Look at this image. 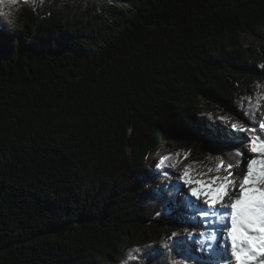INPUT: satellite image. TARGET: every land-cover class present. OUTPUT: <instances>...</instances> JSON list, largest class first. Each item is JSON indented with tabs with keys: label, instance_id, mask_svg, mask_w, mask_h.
<instances>
[{
	"label": "trees",
	"instance_id": "1",
	"mask_svg": "<svg viewBox=\"0 0 264 264\" xmlns=\"http://www.w3.org/2000/svg\"><path fill=\"white\" fill-rule=\"evenodd\" d=\"M12 2L0 15V264H147L150 245L152 264H204L171 168L143 172L145 158L166 142V165L185 154L194 173L240 159L213 125L256 123L264 0ZM249 33L258 45L242 43Z\"/></svg>",
	"mask_w": 264,
	"mask_h": 264
},
{
	"label": "snow or ice",
	"instance_id": "2",
	"mask_svg": "<svg viewBox=\"0 0 264 264\" xmlns=\"http://www.w3.org/2000/svg\"><path fill=\"white\" fill-rule=\"evenodd\" d=\"M252 99V96L247 97V103L249 109L255 112L260 105L257 102L253 108ZM244 115L248 113L245 112ZM245 124H251V127H246ZM209 129L212 130L211 125ZM249 131H264V121L258 126L254 121L231 124L230 134L235 133L232 135V140L236 142L235 155L240 159L236 163L220 159L216 171L226 174H193L191 165H185L179 174L180 183L175 187L177 194L181 196V206L189 213V222L197 226L203 223L212 230L210 233L202 232L195 239V243L201 246L200 250L207 249L209 253V259L204 264H230L233 260L235 264H256L258 257L260 264H264V135H239ZM245 144L248 152L240 150ZM169 159L170 154L161 157L157 167H173L174 165H166L165 162ZM241 165V171H234ZM178 235L173 232L169 239ZM186 239H192V234ZM148 247L151 251H146L143 258L147 264H152L159 253L151 245ZM133 251L139 253L142 250L136 248ZM172 264H180V261L173 260Z\"/></svg>",
	"mask_w": 264,
	"mask_h": 264
},
{
	"label": "rangeland",
	"instance_id": "3",
	"mask_svg": "<svg viewBox=\"0 0 264 264\" xmlns=\"http://www.w3.org/2000/svg\"><path fill=\"white\" fill-rule=\"evenodd\" d=\"M242 43L245 46H250V45H258L259 44V39L256 35L254 34H246L242 37ZM259 109L257 111H255V119H256V125L258 126V124L262 121H264V96L259 100ZM215 107H220L219 104L215 105ZM244 120H242L239 116L237 115H231L228 119L223 120V121H217L216 124L213 125V129H217L219 131H221L225 136L227 137H232V135H235V133L230 134V129H231V124L232 123H240L243 122ZM246 127H251V124H245ZM257 133L256 132H252L249 131L247 133H239V135L244 136L247 135L249 137L251 136H255ZM173 145L178 146V143H174ZM171 150V147L169 145L166 144V142L162 143V146L160 147V149L158 151H155L153 154H149L146 158H145V165L143 167V172L144 170H151L154 163L157 160H160L161 157L165 156V154L167 153V151ZM241 151L244 152H248V147L247 146H242L241 147ZM249 155H251V153H249ZM187 164V159H185V154L179 155L177 157V161L173 162L172 165H174L173 167H171V174L170 176H167L168 181L173 183V185H177L178 183H180L179 181V174L180 172L183 170L184 166ZM240 168V167H238ZM194 174V172H192ZM201 173H208L206 171H202ZM222 172H217L216 168L213 169V171L211 173H208L209 175H217V174H221ZM186 190V189H185ZM174 193H177L176 189L174 190ZM172 197H176V199L178 200V208L180 211H182V213L185 215V217H189V213H187L184 208L181 206V196L178 194L175 195H171L170 198ZM201 220L203 218H200ZM188 225H192L195 229V233L192 234V238L195 239L200 237L202 232H206V233H210V231L208 230L207 227L204 226L203 223H200L199 226H197L196 224H189ZM206 239V237H205ZM197 244V243H196ZM200 245L198 248V253L202 254L207 260L209 259V253L207 251V249H205L204 251L200 250ZM234 261V260H233ZM256 264H259V261L256 262Z\"/></svg>",
	"mask_w": 264,
	"mask_h": 264
},
{
	"label": "clouds",
	"instance_id": "4",
	"mask_svg": "<svg viewBox=\"0 0 264 264\" xmlns=\"http://www.w3.org/2000/svg\"><path fill=\"white\" fill-rule=\"evenodd\" d=\"M17 9L14 7L12 0H4L2 8H0V15L5 17H12L15 15ZM12 19H8V23H12Z\"/></svg>",
	"mask_w": 264,
	"mask_h": 264
},
{
	"label": "bare ground",
	"instance_id": "5",
	"mask_svg": "<svg viewBox=\"0 0 264 264\" xmlns=\"http://www.w3.org/2000/svg\"><path fill=\"white\" fill-rule=\"evenodd\" d=\"M242 168H243V165H241L240 168H236V169H234V171L239 172V171L242 170ZM220 175H221V174H220ZM208 230L210 231V228H208ZM211 231H212V230H211ZM211 231H210V232H211ZM205 233H206V232H205ZM224 235L226 236L227 233L225 232ZM230 244H231V241H229V245H230ZM237 244H239V241H237ZM257 261L260 262L259 257H258ZM230 264H235V261H231Z\"/></svg>",
	"mask_w": 264,
	"mask_h": 264
}]
</instances>
